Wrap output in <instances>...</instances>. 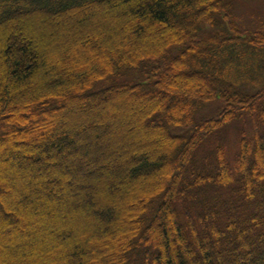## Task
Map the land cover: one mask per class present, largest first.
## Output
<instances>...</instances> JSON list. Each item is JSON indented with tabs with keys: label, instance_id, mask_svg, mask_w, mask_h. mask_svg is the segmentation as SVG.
<instances>
[{
	"label": "trees",
	"instance_id": "obj_1",
	"mask_svg": "<svg viewBox=\"0 0 264 264\" xmlns=\"http://www.w3.org/2000/svg\"><path fill=\"white\" fill-rule=\"evenodd\" d=\"M239 1L0 0V264H264V24ZM91 123L119 126L79 145Z\"/></svg>",
	"mask_w": 264,
	"mask_h": 264
},
{
	"label": "rangeland",
	"instance_id": "obj_2",
	"mask_svg": "<svg viewBox=\"0 0 264 264\" xmlns=\"http://www.w3.org/2000/svg\"><path fill=\"white\" fill-rule=\"evenodd\" d=\"M236 14L240 20V24L243 27H246V28L250 27L251 25L256 24V22L264 24V0H240L239 3L237 4V7H236ZM91 56L93 58H97L99 55L93 54ZM74 100L76 101L77 99L75 98ZM145 100H147V99L138 100L135 97H130L129 94H124V95L122 94L121 96H117L115 98L109 99V101H107V105H108V107H112V105L114 104L113 106H115L119 110L123 111L124 109L125 110H129V108L131 109L132 106H137L140 104L145 105L146 104ZM92 103H93L92 101L85 102V103H79L77 105V109L73 107L74 103H71V102L67 103L65 109H63L62 113H60L59 116L64 121H66L65 118H68V117H73L74 120H77V121H79V119H80V121H81V119L82 120H83V118L86 119V117L92 113L91 112V111H93V109L91 107ZM104 104L98 106L97 108H102V106ZM96 126H97L96 124L91 123V124H87V126H85V127H84V124L79 127L84 134V139L79 138V140H78L79 145L85 144L86 146H90L93 143L96 144L98 141L105 140L107 137H110L117 132L119 125L118 126L111 125L109 127L103 126L100 128H98ZM126 126H127L126 131H128V133L126 132L125 134L127 135V134L131 133L129 135V138L131 141H134L133 138H135V137H138L139 139L141 138L144 141H148L150 139L156 138V133H157L156 131H154L153 129H142L134 121L126 122ZM34 130H35L34 126L30 127L27 130V132H29L28 136L33 137L34 132H35ZM131 135H136V136L134 137ZM1 146L2 145H0V164L2 163V157H3L1 154H3V152L5 151ZM36 147L39 148L40 145L36 144ZM233 148H230V149L232 150ZM72 151L74 154L78 153V149L75 147H74V149H72ZM202 151L204 152L205 149L203 148ZM10 152H11V150L8 152L6 151L5 155H9ZM17 154H18L19 158L23 157L21 154H19V152H17ZM69 154H71V153H69ZM119 157H120V159L118 161H115L113 164H107V166L105 168H102L100 170L97 169L95 172H93V171L92 172H86V173H84V176L85 175H87V176L95 175L98 177H102V176L106 175L107 173H110V172H113V171L120 169L119 168L120 163H121L120 161L124 159V154L119 155ZM102 243L105 244L106 241H103Z\"/></svg>",
	"mask_w": 264,
	"mask_h": 264
}]
</instances>
